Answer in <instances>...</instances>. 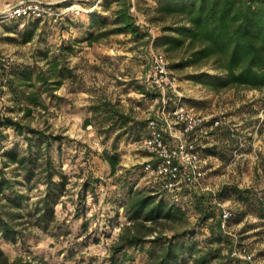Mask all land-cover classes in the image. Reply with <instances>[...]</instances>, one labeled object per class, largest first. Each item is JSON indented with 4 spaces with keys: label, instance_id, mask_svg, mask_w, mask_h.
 I'll return each mask as SVG.
<instances>
[{
    "label": "rangeland",
    "instance_id": "374dc122",
    "mask_svg": "<svg viewBox=\"0 0 264 264\" xmlns=\"http://www.w3.org/2000/svg\"><path fill=\"white\" fill-rule=\"evenodd\" d=\"M96 1L85 0L82 4L87 7ZM155 2L134 1L133 14L143 35L140 38L126 33H111L88 44L83 41L88 24L85 13L67 15L55 24L31 19L0 24L1 61L11 59L10 64L29 65L36 72L49 75L47 62L56 60L72 75L64 77L51 93L43 94V106L33 107L29 116H23L11 94L3 88L0 113L20 119L21 123L47 136L63 138L60 145L53 142L48 155L56 170L66 177L64 189L52 208L53 219L44 224L39 220L42 213L39 200L45 194L46 184L38 169L28 181L16 165L3 169V175L12 182L13 189L25 196V207L19 210L21 216L10 219L7 214L16 213V209L9 207L0 195L4 217L21 234L16 242L0 244L10 260L31 261L36 255L55 264H107L109 246L124 222L121 209L115 215V198L125 192V189H118V183L127 170L132 171L130 179L137 188L150 185L152 180L141 173L142 163L149 158V154L140 147L144 137L142 132L137 136L123 133L118 128L105 131L108 123L102 122L100 116H94L91 106L106 100L129 116L138 129L144 128L149 118H158L159 92L147 81L152 71L151 51L164 55L175 88V91L168 92L167 110L171 109L175 97H180L195 114L208 120L221 119L237 141V148L230 155L227 153L229 159L222 161L206 151L227 145L221 129H212L206 138L200 140L198 149L204 175L198 185L199 190L215 193L230 185L250 188L257 193L264 190V90L231 89L216 93L191 79L201 72L216 74L209 65L176 67L185 55L166 53L157 47L154 41L161 34V25L147 21ZM115 7L112 2L104 10L99 3L96 9L111 20ZM112 28L113 25H108L105 30ZM27 31L33 32L32 39L22 43V36ZM149 89L152 95L146 93ZM86 119H91L90 125H84ZM5 133L6 147L17 145L20 150L25 148L23 135H16L10 129ZM114 146L120 163L117 173L110 177L99 154L103 150L111 151ZM87 176L99 181L93 190L87 188L84 191L82 184ZM57 180L55 177L54 181ZM220 204L231 213L223 233L233 240V244L229 248L223 243L221 257L208 264H221L227 259L232 260V264H264V220L251 209L246 211L233 199ZM195 220L194 216L189 217L190 224ZM232 251L237 255L232 256ZM144 261V255L136 254L133 264Z\"/></svg>",
    "mask_w": 264,
    "mask_h": 264
},
{
    "label": "trees",
    "instance_id": "16d2710c",
    "mask_svg": "<svg viewBox=\"0 0 264 264\" xmlns=\"http://www.w3.org/2000/svg\"><path fill=\"white\" fill-rule=\"evenodd\" d=\"M112 2L116 7L111 20L99 14L96 8L86 13L88 24L83 41L91 44L111 33H126L133 38L143 36L136 16L131 12V1L101 0L100 7L105 10ZM91 5L92 2L87 7ZM150 10L147 21L161 25V34L155 39V45L166 53L180 52L185 55V59L176 67L209 65L216 73L201 72L191 76V79L216 93L231 89L264 90V0H156ZM108 25H113V28L105 30ZM32 36V31L25 32L21 42H29ZM47 64L50 66L49 75L36 72L29 65L6 66L0 59V99L4 94L3 88H6L23 116H29L33 107L43 106L42 95L59 87L64 77L72 76L71 71L60 66L56 60ZM146 93L153 94L150 89ZM91 110L94 116H100L102 122L108 123L105 131L118 128L123 133L130 132L137 136L141 131L144 135L142 140L147 136L148 120L144 128L138 129L129 116L119 112L106 100L91 106ZM90 124L91 119L84 120L85 126ZM6 129L23 135V150L17 145L5 146ZM215 129H221L227 145L206 151L222 161L228 160L227 153L230 155L237 148V141L229 127ZM62 139L60 136H47L21 123L20 119L0 113V195L9 207L16 209V213L7 214L8 218L20 217L19 210L25 207V196L15 191L12 182L3 175L4 168L16 165V169L24 172L27 181L32 179L36 169L42 175L46 190L39 200V211L42 212L39 220L44 224L52 221V208L64 189L66 177L56 170L48 150L54 141L60 145ZM99 158L105 164L108 175L113 177L120 163L115 146L111 151L103 150ZM141 173L147 176L142 166ZM132 174L130 170L125 171L122 181L118 183V189H125V192L115 198V215L121 209L124 222L115 241L109 246L107 264H133L136 254L144 255L145 261L141 264H208L214 258H220L221 245L225 243L230 248L233 240L220 229L221 209L216 202L233 199L246 211L251 209L259 219L264 220V190L257 193L250 188L230 185L213 193L199 190L198 185L185 183L166 188L163 179L151 177L150 185L137 188L130 179ZM55 177L57 182L54 181ZM98 181L87 176L82 184L83 190H93ZM4 214L0 206V244L16 242L21 234ZM191 215L196 219L193 224L189 222ZM232 263L230 259L221 262ZM0 264L55 263L36 255L32 256L31 261L20 258L10 260L0 247Z\"/></svg>",
    "mask_w": 264,
    "mask_h": 264
},
{
    "label": "built area",
    "instance_id": "2783aa9c",
    "mask_svg": "<svg viewBox=\"0 0 264 264\" xmlns=\"http://www.w3.org/2000/svg\"><path fill=\"white\" fill-rule=\"evenodd\" d=\"M85 0H20L10 8L0 11V24L19 19L39 20L55 24L70 14L89 13L101 0L84 7ZM131 1V12L134 1ZM138 24V23H137ZM152 71L148 83L159 92L160 108L158 118H149L147 136L141 141V149L149 154L142 163L143 172L151 178L164 180L166 188H175L180 184L199 185L203 178V160L198 149L199 142L208 132L225 123L195 114L188 109L180 97H175L171 109L167 110L168 92L175 91L169 77L167 63L161 52L151 51ZM7 60L5 65L10 64ZM220 211V229L225 232L231 213L223 204L216 202ZM231 255H237L232 251ZM240 255V253H238Z\"/></svg>",
    "mask_w": 264,
    "mask_h": 264
},
{
    "label": "crops",
    "instance_id": "0c3cea01",
    "mask_svg": "<svg viewBox=\"0 0 264 264\" xmlns=\"http://www.w3.org/2000/svg\"><path fill=\"white\" fill-rule=\"evenodd\" d=\"M20 0H0V11L10 8L13 4ZM44 1H57V0H44Z\"/></svg>",
    "mask_w": 264,
    "mask_h": 264
}]
</instances>
